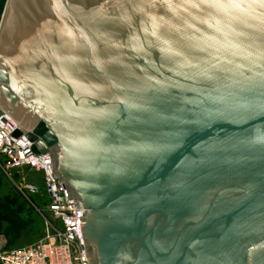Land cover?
<instances>
[{"label": "water", "instance_id": "95a60500", "mask_svg": "<svg viewBox=\"0 0 264 264\" xmlns=\"http://www.w3.org/2000/svg\"><path fill=\"white\" fill-rule=\"evenodd\" d=\"M4 114L89 264H264V0H0Z\"/></svg>", "mask_w": 264, "mask_h": 264}, {"label": "built area", "instance_id": "2783aa9c", "mask_svg": "<svg viewBox=\"0 0 264 264\" xmlns=\"http://www.w3.org/2000/svg\"><path fill=\"white\" fill-rule=\"evenodd\" d=\"M20 126L8 115L0 116V155L10 171H30L42 176L49 199L52 223H47L44 239L25 248L0 252V264H89L83 236L86 211L80 201L55 176L49 155H36L25 134L16 137Z\"/></svg>", "mask_w": 264, "mask_h": 264}, {"label": "rangeland", "instance_id": "374dc122", "mask_svg": "<svg viewBox=\"0 0 264 264\" xmlns=\"http://www.w3.org/2000/svg\"><path fill=\"white\" fill-rule=\"evenodd\" d=\"M0 208L11 222L0 226V252L38 244L52 223L42 176L30 171H10L0 155Z\"/></svg>", "mask_w": 264, "mask_h": 264}, {"label": "trees", "instance_id": "16d2710c", "mask_svg": "<svg viewBox=\"0 0 264 264\" xmlns=\"http://www.w3.org/2000/svg\"><path fill=\"white\" fill-rule=\"evenodd\" d=\"M3 222H11L8 215L0 208V226Z\"/></svg>", "mask_w": 264, "mask_h": 264}]
</instances>
